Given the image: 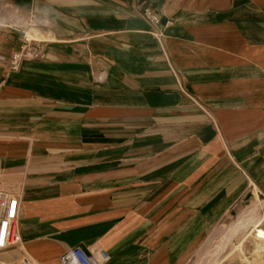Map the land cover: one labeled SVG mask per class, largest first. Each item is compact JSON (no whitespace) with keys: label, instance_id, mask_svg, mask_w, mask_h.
<instances>
[{"label":"crops","instance_id":"1","mask_svg":"<svg viewBox=\"0 0 264 264\" xmlns=\"http://www.w3.org/2000/svg\"><path fill=\"white\" fill-rule=\"evenodd\" d=\"M0 179L6 260L187 264L264 192V0H0Z\"/></svg>","mask_w":264,"mask_h":264},{"label":"built area","instance_id":"2","mask_svg":"<svg viewBox=\"0 0 264 264\" xmlns=\"http://www.w3.org/2000/svg\"><path fill=\"white\" fill-rule=\"evenodd\" d=\"M143 15L154 27L151 34L161 42L163 33L159 29L160 16L150 8H145ZM24 40L26 42L25 53L34 52L33 38H29L25 34ZM22 57L23 52L13 54V66H17ZM19 209V196L0 188V264H40L26 253H22L17 260L4 259L6 254L23 246L20 235ZM109 259L110 256L104 249L87 253L83 248L75 246L66 249L61 254L58 264H106Z\"/></svg>","mask_w":264,"mask_h":264},{"label":"rangeland","instance_id":"3","mask_svg":"<svg viewBox=\"0 0 264 264\" xmlns=\"http://www.w3.org/2000/svg\"><path fill=\"white\" fill-rule=\"evenodd\" d=\"M27 35L32 38L35 36V39L38 38L33 31L27 32ZM1 183L3 181L0 179ZM0 188L8 191L6 185L1 184ZM260 202H264V192L262 195H257L253 201L236 207L227 217L223 218L215 226L213 231L201 241L197 251H195L187 264H199L202 258L206 259L207 254L205 253L208 250L216 249L221 244L232 224L237 222L251 206ZM259 215L262 221L257 222L258 225L249 224L246 228L241 229L232 241L220 252L217 264H264V240H259L255 237L256 229L264 230V207L260 209Z\"/></svg>","mask_w":264,"mask_h":264},{"label":"bare ground","instance_id":"4","mask_svg":"<svg viewBox=\"0 0 264 264\" xmlns=\"http://www.w3.org/2000/svg\"><path fill=\"white\" fill-rule=\"evenodd\" d=\"M29 38H32L28 35ZM264 207V202H260L250 207V209L243 214L239 220L232 224L231 228L225 234L224 239L221 244L214 250H208L205 254H207L206 259L202 258L199 264H217L219 260L220 252L229 244L234 236L240 232L241 229L246 228L249 224H257L260 219L259 211ZM262 221V220H261ZM258 225V224H257ZM255 228V227H254ZM255 237L259 240H264V230L256 229Z\"/></svg>","mask_w":264,"mask_h":264}]
</instances>
